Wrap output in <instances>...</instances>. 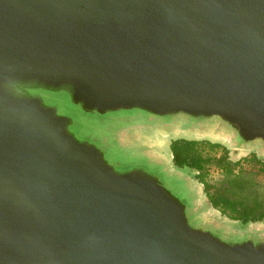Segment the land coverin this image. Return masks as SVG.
I'll use <instances>...</instances> for the list:
<instances>
[{
    "label": "water",
    "instance_id": "obj_1",
    "mask_svg": "<svg viewBox=\"0 0 264 264\" xmlns=\"http://www.w3.org/2000/svg\"><path fill=\"white\" fill-rule=\"evenodd\" d=\"M186 136L264 159V0H0V264H264Z\"/></svg>",
    "mask_w": 264,
    "mask_h": 264
},
{
    "label": "trees",
    "instance_id": "obj_2",
    "mask_svg": "<svg viewBox=\"0 0 264 264\" xmlns=\"http://www.w3.org/2000/svg\"><path fill=\"white\" fill-rule=\"evenodd\" d=\"M218 148L220 146L208 142L184 139L172 141L170 144L174 165L189 167L198 172L197 179L204 184V191L214 208L223 215L243 223L264 219V204L257 199L246 198L243 193L245 189L249 190L253 186V181L242 179L243 174L240 172L235 174L237 164L228 161L226 151L217 156ZM211 167L223 173L220 186L213 187L205 181Z\"/></svg>",
    "mask_w": 264,
    "mask_h": 264
},
{
    "label": "rangeland",
    "instance_id": "obj_3",
    "mask_svg": "<svg viewBox=\"0 0 264 264\" xmlns=\"http://www.w3.org/2000/svg\"><path fill=\"white\" fill-rule=\"evenodd\" d=\"M181 136L182 135H179V137ZM188 138L201 139V140H196V142H208L210 144L220 146V148H218L216 151L217 156L221 155L224 151H226L228 161H230L233 164H237L234 169V173L236 174L240 172L243 174L242 179L253 181V186L249 190L245 189V192H243L244 196L250 199L252 198L257 199L264 204V166L261 165V164H264V159L258 158L256 152L247 151L245 153H242L238 156L237 161L233 162L229 159V150L226 148L227 147L226 143L223 140L212 139V138L202 139V138H197V137H188ZM171 140H172V137H159V138H155L154 140H152L153 141L152 143L156 148L160 150L163 149L165 151H168V147H169ZM197 175L198 174L194 175L195 180H197L196 179ZM252 177H253V180H251ZM205 181L210 186H213V187L220 186L223 181V173L220 170L216 169L215 167H211L208 170V175L206 176ZM197 185H198L199 191L201 192L202 200L208 204L207 200H209V198L204 191V184L200 183L198 180ZM210 192H212L211 189H210ZM206 211L211 214L219 215V213H215L216 211L210 208L206 209ZM222 218L228 224L230 223L231 225H236L237 227L241 226L240 223L236 221L235 222L231 221L232 219L228 217L227 215H224ZM263 224H264V221L258 222L256 225H263Z\"/></svg>",
    "mask_w": 264,
    "mask_h": 264
}]
</instances>
